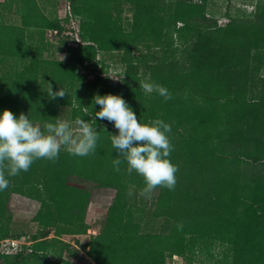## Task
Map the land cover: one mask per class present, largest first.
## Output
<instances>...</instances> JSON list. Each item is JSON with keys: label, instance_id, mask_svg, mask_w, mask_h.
I'll return each mask as SVG.
<instances>
[{"label": "trees", "instance_id": "obj_1", "mask_svg": "<svg viewBox=\"0 0 264 264\" xmlns=\"http://www.w3.org/2000/svg\"><path fill=\"white\" fill-rule=\"evenodd\" d=\"M19 1L21 27L0 15V62L28 61L1 78L0 114L23 113L43 127L71 106L73 121L95 119L100 140L94 155L62 149L56 162L39 159L9 178L0 191V241L20 238L12 232L11 194L40 203L34 220L47 231L42 239L33 237L29 253L25 247L16 255L0 253V264H71L62 253L74 254L73 247L61 236L88 232L85 215L100 188L117 193L101 232L82 244L96 264H167L175 255L193 264L204 250L213 260L216 242L222 255L210 264H264V0L252 12L227 14L224 26L208 17L211 0H71L82 42L68 46L65 39L62 62L29 56L30 29L42 30L43 38L62 27L43 15L36 0ZM125 5L132 15L124 19ZM105 53L124 67L121 82L106 76ZM143 78L173 92L172 99L145 94ZM47 83L67 95L50 99ZM107 94L121 96L141 122L159 118L171 125L178 182L174 191L156 189L152 213L166 218L165 232H142L135 220L143 213L135 197L144 182L128 175L124 163L119 172L113 167L110 134L117 130L95 117L100 107L93 103L94 96Z\"/></svg>", "mask_w": 264, "mask_h": 264}, {"label": "clouds", "instance_id": "obj_2", "mask_svg": "<svg viewBox=\"0 0 264 264\" xmlns=\"http://www.w3.org/2000/svg\"><path fill=\"white\" fill-rule=\"evenodd\" d=\"M60 57L62 62L64 57ZM139 86L145 94L156 93L165 101L172 99L167 88L148 79L141 81ZM47 95L50 99L64 98L67 92L62 87L53 91L52 84L47 83ZM93 103L100 107L95 117L112 123L117 130V134H110L112 148L117 153L113 159L114 169L119 172L124 163L128 175L135 173L142 177L144 187L139 195L145 199H151L158 187L174 191L179 166L171 161L174 151L171 125L159 118L141 122L119 95H96ZM73 123L77 127L73 128ZM94 125L95 119L78 118L73 122L56 118L55 123H45L41 127L28 115L21 113L17 117L4 110L0 114V191L7 190L10 177L29 171L35 161L56 162L62 149L78 157L94 155L100 140L97 125ZM127 194L131 196L132 192ZM177 228L182 230L183 224H178Z\"/></svg>", "mask_w": 264, "mask_h": 264}, {"label": "rangeland", "instance_id": "obj_3", "mask_svg": "<svg viewBox=\"0 0 264 264\" xmlns=\"http://www.w3.org/2000/svg\"><path fill=\"white\" fill-rule=\"evenodd\" d=\"M257 1L258 0H211L210 6L207 10L208 17L213 15L214 19H217L219 25L224 26L230 21L227 14L236 17L240 13V11H238L239 9L252 12L255 9ZM8 2L11 6L8 5ZM36 4L43 12V15L46 17L57 18L61 23L62 29L48 30L43 35V38L40 36L42 30L36 28L30 29L29 32L31 37H29V42L32 48L29 56L33 57L35 54L40 58L49 60H61L62 58L60 56H62L64 57L63 60H65L68 56L63 45L65 39L68 41V46H76L77 43L74 41L76 38L82 42L80 36V20L74 15L72 1L36 0ZM21 8V1L19 0H0V15H4L3 20L6 24L19 27L22 26L23 20L19 13ZM129 9L130 7L125 5V11L123 14L124 19L131 17L132 13ZM71 32V36L67 37ZM114 58L115 57L108 53H105L102 56V59L109 66L106 76H108L113 83H118L121 82L124 67L120 63H117ZM27 61L28 59H6L5 61L0 62V80L5 76L6 72H13V67L14 71H17L19 68L21 69L23 67L22 64ZM78 69L80 73H86V70L82 66H79ZM262 73L264 74V70H262ZM93 77L94 76H89V79H93ZM144 78L142 81L145 80ZM170 93L173 94V92ZM72 112L73 108L71 106H63L61 108L59 119L73 121ZM75 127L77 126L73 123V128ZM116 193V189L113 188H100L93 192L85 215V221L89 226V230L87 233L81 235L65 234L61 236L63 243L70 244V246L73 247L71 250L74 251V254H71L69 250L64 249L62 253L63 259L71 264H96L83 250L82 244L89 242L92 237L101 232L106 221L109 207L113 203ZM159 195V191L156 190L152 193L151 199H145L144 197H141L139 193L135 197L137 207H141L143 210V213L139 215L138 218H135V220L141 225L142 232L160 233L165 232L168 228L165 217L155 218L152 214L159 201ZM8 207L12 214V232L15 235H20V238L14 239L20 240L23 245L22 248L25 247L24 249L29 253L31 252V249L28 245H31L33 237L42 239L47 231L34 220V217L40 209V203L20 194H11L8 200ZM54 234V229L50 230V237H53ZM219 245V242L212 245V253L216 255L214 259L217 257L219 258L221 257L220 255H222V247L220 248ZM192 258L194 259V257ZM214 259L212 260L210 254L204 250L203 253L199 252L197 254V258L194 259L195 262L193 264H210V262L214 263ZM53 260H56V258H53ZM167 264H188V262L184 257L175 255L167 259Z\"/></svg>", "mask_w": 264, "mask_h": 264}, {"label": "built area", "instance_id": "obj_4", "mask_svg": "<svg viewBox=\"0 0 264 264\" xmlns=\"http://www.w3.org/2000/svg\"><path fill=\"white\" fill-rule=\"evenodd\" d=\"M59 32V31H57ZM72 32L70 35L68 34L67 37L71 36ZM75 43L80 42L78 38H76ZM0 253L4 255H16L22 250V243L20 240H15V239H5L0 242Z\"/></svg>", "mask_w": 264, "mask_h": 264}]
</instances>
